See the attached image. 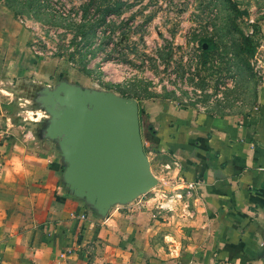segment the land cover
Returning <instances> with one entry per match:
<instances>
[{
	"label": "crops",
	"instance_id": "obj_1",
	"mask_svg": "<svg viewBox=\"0 0 264 264\" xmlns=\"http://www.w3.org/2000/svg\"><path fill=\"white\" fill-rule=\"evenodd\" d=\"M15 49L0 39V83L31 75ZM0 94V264H263L264 91L232 116L146 102L157 192L104 218L62 189L53 144L9 113L12 91Z\"/></svg>",
	"mask_w": 264,
	"mask_h": 264
},
{
	"label": "rangeland",
	"instance_id": "obj_2",
	"mask_svg": "<svg viewBox=\"0 0 264 264\" xmlns=\"http://www.w3.org/2000/svg\"><path fill=\"white\" fill-rule=\"evenodd\" d=\"M115 1L119 11L100 23L98 8ZM81 21L97 24L81 34ZM241 36L254 44L251 57L241 50ZM0 39H16L17 57L24 52L31 67V75L0 83L14 95L9 113L16 122L42 115L29 103L33 90L64 75L134 98L147 158L153 149L146 147V102L232 116L251 110L264 91V0H0ZM206 41L213 47L205 52ZM8 43L1 48H15ZM155 186L146 196L156 194Z\"/></svg>",
	"mask_w": 264,
	"mask_h": 264
},
{
	"label": "water",
	"instance_id": "obj_3",
	"mask_svg": "<svg viewBox=\"0 0 264 264\" xmlns=\"http://www.w3.org/2000/svg\"><path fill=\"white\" fill-rule=\"evenodd\" d=\"M30 101L43 113L33 120V135L53 144L60 186L96 216L104 218L110 208L157 184L143 151L134 98L56 75L51 85L36 87ZM259 258L264 264V246Z\"/></svg>",
	"mask_w": 264,
	"mask_h": 264
},
{
	"label": "trees",
	"instance_id": "obj_4",
	"mask_svg": "<svg viewBox=\"0 0 264 264\" xmlns=\"http://www.w3.org/2000/svg\"><path fill=\"white\" fill-rule=\"evenodd\" d=\"M111 5V4H110ZM108 3H103L102 7L98 8L99 12H100V23H104L105 21V17L110 14V13H117L119 11V3H117V1L114 2V5L110 6ZM115 6V7H114ZM102 8V9H101ZM231 8L234 12L235 15H239L241 14V11H239L236 6L234 5V3H231ZM97 23H89L88 21H81L78 25H77V29L78 31L83 34V30L84 29H93V27L96 25ZM86 31V30H84ZM206 46L204 48V51H209L210 49H212L213 44L209 41L205 42ZM254 44L253 42L250 40V38L248 36H241V50L248 56L251 57L253 55L254 52ZM138 104V103H137ZM142 109L138 106V119L139 122L143 121L142 120ZM141 123V122H140ZM147 148H149V145H146ZM60 169V168H59Z\"/></svg>",
	"mask_w": 264,
	"mask_h": 264
},
{
	"label": "built area",
	"instance_id": "obj_5",
	"mask_svg": "<svg viewBox=\"0 0 264 264\" xmlns=\"http://www.w3.org/2000/svg\"><path fill=\"white\" fill-rule=\"evenodd\" d=\"M34 113H35V114H34ZM34 113H33V114L36 116V112H34ZM42 115H43V114H42ZM40 116H41V115H40ZM28 118H30V117H28ZM31 118H32V119H30V120H32V121H33V120H34L36 117H34V118H33V117H31ZM188 187H191V184H188Z\"/></svg>",
	"mask_w": 264,
	"mask_h": 264
}]
</instances>
